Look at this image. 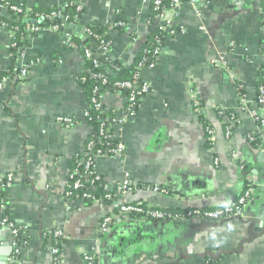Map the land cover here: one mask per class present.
Masks as SVG:
<instances>
[{"label":"crops","instance_id":"crops-1","mask_svg":"<svg viewBox=\"0 0 264 264\" xmlns=\"http://www.w3.org/2000/svg\"><path fill=\"white\" fill-rule=\"evenodd\" d=\"M11 1L42 13L65 6V0ZM154 2L86 0L76 24L86 27L85 34L106 28L112 43L107 55L124 67L163 22L170 21L169 29L176 31L164 42L157 66L143 71L151 92L119 130L125 155L98 158L96 169L113 190L126 176L141 186L125 201L170 212L222 208L250 189L246 218L211 224L120 217L102 234L103 218L118 212L114 205L88 206L65 197L75 158L93 127L82 120L68 129L57 120L82 119L89 107L78 82L87 71L86 58L82 50L66 47L64 34L44 30L26 38L25 58L17 63L24 69L36 61L30 78L0 95V173L15 174L7 190L9 214L27 239L17 262L10 232L0 229V264H55L51 241L43 246L54 230L65 240L63 264H86L85 255L98 264H208L211 257L217 264H264V129L250 114L259 108L264 116L256 99L264 67V8L260 0H182L176 12L157 13ZM115 21L124 22L125 29L111 28ZM71 35L85 42L76 32ZM11 43L0 29V73L13 68ZM216 59L221 62L214 66ZM238 83L245 86L246 108ZM195 98L205 121L195 112ZM105 105L120 109L126 100L108 94ZM205 122L214 131L213 146Z\"/></svg>","mask_w":264,"mask_h":264},{"label":"built area","instance_id":"built-area-1","mask_svg":"<svg viewBox=\"0 0 264 264\" xmlns=\"http://www.w3.org/2000/svg\"><path fill=\"white\" fill-rule=\"evenodd\" d=\"M86 0H81V5L78 8V11H82L84 9V3ZM167 0H155L154 6L155 10H161L162 6L165 4ZM170 1V10L172 12H176L178 8L182 5V0H169ZM192 2L194 0H191ZM31 9L29 8H22L20 6L11 5L8 0H0V29L5 31L6 28L9 27V22L13 24H18L22 19L24 21L30 20V14ZM24 14V17H21L20 15L22 13ZM3 18V19H2ZM52 19L61 20L62 17L59 16L57 13H53L51 15ZM5 19V20H4ZM78 17H75V22H77ZM72 25H76V23H73ZM111 28L116 27H125V23L122 21H115L109 24ZM69 25L63 24V25H52L47 28H41L39 26H31L27 28L28 33H30L32 36L41 33L44 30H51L57 33H61L65 35V44L67 43V40L69 39L70 34L65 33V29ZM170 27V21H166L163 26H160V30L163 32L175 34L174 29H169ZM10 30L5 31L9 34L10 39H15L16 34L19 30L18 26H15L13 28H9ZM67 39V40H66ZM25 40L20 41V45L17 44V42L13 43L14 48H16L17 53L19 55L17 62L15 64V69L13 72V75H8L3 77L0 80V92L2 93L5 88L8 86H16L21 82L27 81L30 78L31 70L36 65V61L33 60L29 63L27 68L21 69L17 66L18 61L21 59L23 60L25 58ZM72 49L75 50H81L79 49L74 43H69ZM110 42L102 40L101 42V52L104 54H108L110 49ZM85 58L91 59L93 57V52L90 49H83L82 50ZM159 53V50L157 49L155 51V55ZM220 60H213L212 65L216 66L220 63ZM95 66L99 67V62L95 61ZM225 64H223L224 66ZM157 66V63L153 64H146V62H142L137 66L138 72L135 74L132 81H124V82H117L115 83V86L119 89H128L131 91L130 95L128 97H124L126 100V104H129V108H136L141 107L144 99L150 94L151 92V86L150 84L143 80L142 74L143 71L146 68L154 69ZM225 68H227V65H225ZM93 78H98L103 81L104 84L108 83V79L103 74L99 75H92ZM245 88V86H240V89ZM260 92V99L258 101V105L263 106L264 108V86H261L259 88ZM245 96L241 98V106L242 108H246L245 106ZM92 103L94 104V109L96 111H101L103 109V105L105 104V95L101 94L98 89L95 90L94 97L92 99ZM201 102L195 98L194 99V108L195 112L197 114H201ZM260 110L259 108L250 110V114L253 117V119L258 123V120L260 119ZM222 114V113H221ZM137 115V114H136ZM135 116V113H130L125 116L118 117L111 121L109 125L104 123L102 125L103 128L108 127L107 130L103 129V134H106V138L109 140L112 139L118 140L117 148L112 150L116 155L113 157L122 158L126 153V146L123 140L121 139L119 135V130L127 124L133 117ZM59 124L63 125L64 127L70 129L79 126L82 123V120H84L87 123H90L93 119L91 118L88 110H85L82 119H76L74 117H68V116H61L58 119ZM237 121L236 117H231V122L235 124ZM111 124H114L112 126ZM260 129H264V119L260 121L258 124ZM111 128H114V134L111 135L110 131H112ZM209 137L208 140L210 144H215L216 138L214 135V131L208 127L206 130ZM110 133V134H109ZM228 136L231 135V127L228 129ZM95 144L89 145V152L85 155L90 156V159H87L86 168L83 171L78 172V179L74 183L75 189H88L86 193H84L83 198L86 199H92L95 201V205H103L104 201H112L114 199V196L112 194H106L103 198L96 199L93 195V192H96L98 190V185L96 184L97 181H100V176H96L97 171L90 170V167L93 165L92 159L94 161H97L98 158H106L111 157L108 154L101 153L102 150H99L95 153L91 152L94 149ZM108 151V150H107ZM106 151V152H107ZM92 158V159H91ZM216 165H219L218 160L216 161ZM15 181V174L8 173H0V214L5 211L7 207V196H4L5 193H7V190L13 185ZM87 185H89L87 187ZM133 184L131 183V180L129 176H126V178L117 186L118 192L121 194V198L118 201V212L115 215H107L103 218L102 224H101V233L107 234L110 230V228L116 223L117 219H123L130 216H134L136 218H140L139 220H152L157 222H164V223H176L179 221H186V220H199V221H205L207 223H213V224H219L223 223L229 220H241L246 218V208L251 202L252 199V192L250 189H247L244 194L238 198L235 202L230 203L229 205L217 208L213 210H200V209H187L183 213H171L166 212L164 209L153 206L151 204H146L144 202H128L125 201V196L131 192V186ZM105 189H108V185L105 186ZM154 190L158 191V188H155ZM165 190H162V193H165ZM82 200V199H80ZM9 201V200H8ZM123 217V218H122ZM0 229L4 231H9L12 236V248L13 253L16 255L21 254L22 247L18 243L17 238L19 237V229L17 226L11 222V219L5 218L0 215ZM57 237L63 236V233L61 231L56 232ZM21 241L24 240V236L20 238ZM52 254L58 255L59 258H62L63 254L58 247H53L51 249ZM84 260L88 264H96V260L94 256L85 255ZM63 264V263H59Z\"/></svg>","mask_w":264,"mask_h":264},{"label":"trees","instance_id":"trees-1","mask_svg":"<svg viewBox=\"0 0 264 264\" xmlns=\"http://www.w3.org/2000/svg\"><path fill=\"white\" fill-rule=\"evenodd\" d=\"M260 1H261V6L264 8V0H260ZM8 2L11 5L20 6L22 8H27L24 3H15L11 0H8ZM80 5H81V0H65L64 10H57V11L46 12V13L35 12L32 10L31 14H30V18H29L30 22H26V21H24V19H22L18 24H13V23L9 22V27L6 28L5 31H8V30H10L9 28H13L15 26H18L19 30L16 34L15 39L11 40L12 41L11 52H12L13 68L8 73H0V80L5 76L13 75V72L15 69V64H16L17 59L19 57L16 48H14V46H13V43L17 42V44L20 45L21 40H23L24 38H27L31 35L30 33H28L27 28H29L33 25L39 26L41 28H47V27H50L52 25H57V24L58 25H63V24L72 25L73 23L77 24L81 20L83 10H84L83 9L82 11H78V8L80 7ZM169 7H170V1L167 0L165 2V4L162 6L161 10H158L157 13H162V10L164 8H169ZM53 13H57L59 16H61L62 21L52 19L51 15ZM24 14L25 13L23 12L20 16L24 17ZM76 16L78 17L77 22H75ZM40 18L43 20L42 21L37 20ZM33 20H35L36 23H32L31 21H33ZM164 24H165V22H163V24H161L160 26H163ZM116 28L120 29V30L125 29V27H116ZM175 34H176V32H175ZM175 34H171L170 32L169 33L163 32L160 30V28L155 30L153 33H151L148 36L146 42L141 45V47L138 51V54L136 55V58L134 59V62L131 64L127 73L121 77L111 76V75H109L108 72L111 71L114 73H119L122 69H124V65H122L117 60L110 59L108 57V55L101 52V49H100L102 40L109 41L111 44L110 48L112 46L111 41L106 36V28H103L102 26H96V27L87 29V33L85 34L86 37L84 40L86 43L81 42V40H79L75 37H72L71 34L68 35L69 39L68 40L66 39L67 40L66 47L68 49H72L71 46L69 45V43H74L81 50H83L85 48V49H90L93 52V57L91 59L86 58L87 71L78 77V82L83 87L85 94H86V97H87V100H88L89 107L87 110H88L91 118L93 119L88 124L93 127V132L89 136L88 140L86 141L83 152L81 154L77 155L75 158L74 165H73L72 171L70 173V182H69L68 190L65 193L66 198L82 199V201L84 202L85 205H88V206L95 205L94 200L83 198L84 193H86L88 191V189L86 190L84 188H81V189H75L74 188V183L78 179V172L85 170L86 164H87V159H90V156L85 155L86 153L89 152V145H91L92 143L96 145V146H94V149L91 151L93 153H95L99 150H102L101 153H104V154L106 153L111 157L115 156L116 154L114 152H112V150L117 148L119 141L118 140L112 141V139L109 140L108 138H106V134H103V129L107 130L108 127L103 128L102 125L104 123L109 125L112 120H114L118 117H121V116L128 115L130 113H135V115H136L137 113H139V110L141 108V107H136L135 109L129 108V104H126L123 108H120V109L108 108L104 104L103 109L101 111H96L94 109V104L92 103V99L94 97L95 90L98 89L99 92L101 94H103V96L105 95V97L108 94H121L124 97H128L130 95L131 91L128 89H119L115 86V83L124 82V81H132L135 74L138 72L137 66L142 62H146V64L147 63L148 64L157 63L159 53L161 51V48H162L164 42L168 38L173 37ZM157 49L159 50V53L157 55H155V51ZM95 61L99 62V67L95 66V63H94ZM99 74H103L104 76H106V78L108 79V83L104 84L102 80L92 77V75H99ZM237 85L239 88V94L242 98L243 96H245V88L240 89V86H243L242 83H238ZM261 86H264V67L262 69L259 82L256 85V89H257L256 99L258 101L261 97L260 92H259V88ZM0 95H1V92H0ZM201 107H202V105H201ZM260 107L263 108V106H261V105H260ZM198 115L201 118V120L205 121L206 117L204 116V114L202 112H201V114H198ZM74 118L78 119V117H74ZM262 118L264 119V116L261 112L260 113V119L258 120L257 124L260 123ZM205 123H206L205 124L206 130L208 129V127L211 128V126H209L207 122H205ZM111 125L114 126V124H111ZM111 129H112V131H110V133L112 135V134H114L115 131H114V128H111ZM208 137H209V135H208ZM253 142L258 143L259 142L258 138H253ZM211 145L213 146L214 144H211ZM92 163H93V165L90 167V170L92 171V169H93V171H97L96 161H94L92 159ZM95 175L96 176L99 175L101 180L96 182V184L98 185L99 188L96 192H93V195L95 196L96 199H98V198H103L107 193L112 194L114 196V199L112 201H104V204L114 205V207H115L114 211L117 212L118 211V204L116 205V203H118L119 199L121 198V194L118 192L117 187L113 190L111 185L106 181V179L104 178V176L102 174H100L98 172L97 174L95 173ZM107 185H108V189H105V186H107ZM88 186L89 185H87V187ZM140 187L141 186H138V185H132L130 188L131 192H135V191L139 190ZM147 188H148V186H147ZM162 190L166 191L165 194H168V195L171 194V192L169 190H166L163 188H158L159 192H162ZM4 196H7V193H5ZM7 199H8V196H7ZM8 203L9 202L7 200V207H6L5 211H3L0 214L3 217V219H5V218L10 219L11 218L10 214H9V204ZM165 211L170 212L168 210H165ZM171 213H183V212L176 211V212H171ZM130 218L135 219V220L140 219V218H136L134 216H130ZM11 222L16 225V222L14 220L13 221L11 220ZM17 228L19 229V237L17 238V241L23 249V247H25L27 245V239L24 238L23 241L20 240V238L24 235V233L20 227H17ZM56 232H57L56 230L52 231L51 234H48L43 239V246L45 248V245L47 246V242L51 241V249L53 247H58V248H60V250L63 254V246H64L65 240H64L63 236L57 237ZM44 243H45V245H44ZM13 257H14V260L18 262L20 260L21 254H19V255L14 254ZM53 257H54L55 264L63 263V261H64L63 256H62V258H59L58 255L53 254ZM95 260H96V264H98L97 258H95ZM217 260H218L217 257L216 258L211 257V258H208L207 262H208V264H217ZM86 264H88V263H86Z\"/></svg>","mask_w":264,"mask_h":264},{"label":"water","instance_id":"water-1","mask_svg":"<svg viewBox=\"0 0 264 264\" xmlns=\"http://www.w3.org/2000/svg\"><path fill=\"white\" fill-rule=\"evenodd\" d=\"M60 21H62V19ZM85 29H86L85 26L69 25L65 29V33L71 34L73 32H76L80 38L85 39V37H86L85 36V33H84ZM129 68H130V66H127V67L125 66L124 69H122L119 73H114V72H111V71L108 72V73L111 76L121 77V76H124L127 73V71L129 70ZM186 223H190V221H188ZM10 248H11V252H13V248L11 246H10Z\"/></svg>","mask_w":264,"mask_h":264}]
</instances>
